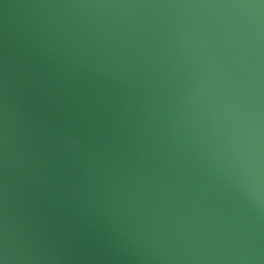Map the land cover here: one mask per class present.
Segmentation results:
<instances>
[{
    "label": "water",
    "instance_id": "water-1",
    "mask_svg": "<svg viewBox=\"0 0 264 264\" xmlns=\"http://www.w3.org/2000/svg\"><path fill=\"white\" fill-rule=\"evenodd\" d=\"M0 264H264V0H0Z\"/></svg>",
    "mask_w": 264,
    "mask_h": 264
}]
</instances>
